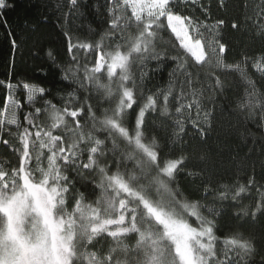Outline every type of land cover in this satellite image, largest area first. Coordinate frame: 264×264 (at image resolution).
Returning <instances> with one entry per match:
<instances>
[{
  "label": "snow or ice",
  "instance_id": "snow-or-ice-1",
  "mask_svg": "<svg viewBox=\"0 0 264 264\" xmlns=\"http://www.w3.org/2000/svg\"><path fill=\"white\" fill-rule=\"evenodd\" d=\"M84 2L67 0L66 23ZM212 3L102 0L99 31L75 40L64 31L67 59L48 48L49 71L22 76L16 56L25 37L5 18L14 5L0 0L10 48L0 79V264H254L255 241L225 234L224 209L235 210L232 221L264 217V183L239 169L217 178L186 139L191 127L206 143L228 78L238 133L251 134L247 123L264 130V49L228 62L225 21L213 20ZM240 8L231 27L264 38V0ZM165 68L166 86L148 88ZM150 115L165 135L150 129Z\"/></svg>",
  "mask_w": 264,
  "mask_h": 264
},
{
  "label": "trees",
  "instance_id": "trees-1",
  "mask_svg": "<svg viewBox=\"0 0 264 264\" xmlns=\"http://www.w3.org/2000/svg\"><path fill=\"white\" fill-rule=\"evenodd\" d=\"M102 0H85L80 9V14L69 22H65L63 14L68 11L67 0H9L11 5L3 11L6 13L5 18L11 28L18 34L25 37L22 42L20 54L16 56L17 73L22 76H38L39 69L44 68L49 71L50 61L46 52L48 48L54 49L58 53V61L67 59L65 55L66 38L62 35L68 31L75 40L77 37L84 38L89 34V29L99 31L101 18L94 11V6ZM259 2V0H257ZM241 0H225L226 7L220 8L213 0L211 5L213 20L223 19L222 37L223 42L228 47L227 61L241 59L245 53L251 55L254 51L264 49V38L255 33L251 26L239 29H233V21L242 20V10L240 8ZM42 16L48 18L47 23L39 26L35 33L26 31L25 25L35 23ZM63 25V27H61ZM39 38L40 44H35ZM34 48H39V55H35ZM10 58L9 41L6 35L5 27L0 26V79H4L8 71V62ZM35 70V71H34ZM52 87L53 95L57 88L55 85L59 82V77L54 71L48 77ZM168 81V69L157 72L153 75L147 87L155 90L159 86H166ZM259 87V84H258ZM4 95V90L0 88V99ZM233 98L232 79L225 81V92L216 98L214 118L210 130L205 136L206 143H201L199 137H194V130L189 127L188 136L191 148L189 149L194 158L207 154L208 161L205 165L219 175L225 173H236L239 169V175H251L253 171L258 180L264 183L261 177H264V130L247 123L246 127L250 135L243 137L238 133L244 131V125L234 112V105L230 104ZM150 129L154 132L165 135L166 127L161 124L160 119L148 117ZM199 163L198 159H195ZM190 179L182 180L181 183L188 184ZM199 184V181L196 182ZM79 188L80 185L77 184ZM250 201L245 200L247 204ZM235 210L224 209V223L231 225L226 229L225 234L230 230L232 232H241L246 237H251L258 249V254L254 257V264H260L261 257L264 256V217L256 220H247V222L232 221L231 212Z\"/></svg>",
  "mask_w": 264,
  "mask_h": 264
}]
</instances>
